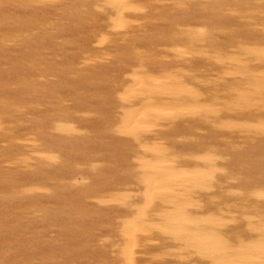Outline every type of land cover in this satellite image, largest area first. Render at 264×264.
Here are the masks:
<instances>
[{
  "label": "rangeland",
  "instance_id": "obj_1",
  "mask_svg": "<svg viewBox=\"0 0 264 264\" xmlns=\"http://www.w3.org/2000/svg\"><path fill=\"white\" fill-rule=\"evenodd\" d=\"M0 264H264V0H0Z\"/></svg>",
  "mask_w": 264,
  "mask_h": 264
}]
</instances>
